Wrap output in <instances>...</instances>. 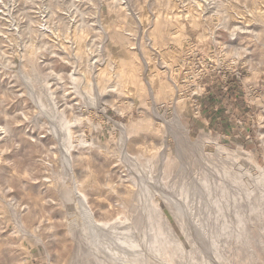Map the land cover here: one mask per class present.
Here are the masks:
<instances>
[{"label": "rangeland", "instance_id": "1", "mask_svg": "<svg viewBox=\"0 0 264 264\" xmlns=\"http://www.w3.org/2000/svg\"><path fill=\"white\" fill-rule=\"evenodd\" d=\"M140 1L144 0H132L134 12ZM252 1L237 0L238 6L244 8L241 7L242 13L236 14L234 8L222 5V0L201 1L212 30L200 37L201 26L184 22L188 37L205 43L202 65L189 72L201 75L183 82L181 78L174 80L172 73L161 69L160 79L171 81L172 78L177 88L169 93H158L155 108L166 118L174 111L180 114L191 141L205 132L206 140L211 139L203 143L206 154L214 155L219 148V157H232L234 163L253 169L256 165L264 166V14L262 18L253 17L260 8L248 9ZM260 1L264 4V0H259V4ZM112 4L114 0H0V264H68L77 246L73 239L75 231L66 227L65 207L60 197L65 180L68 183L69 169L63 166L57 138L52 136L47 116L37 103L35 106L23 75L32 78L36 93L44 101L46 94L54 92L51 95L55 98L56 111L71 123V171L75 172L94 210L101 198L115 215L123 211L121 197L131 199L133 195L132 175L118 157L121 131L117 123H135L127 133L131 150L152 157L167 136L168 157L175 156V137L167 135L163 122L153 115L152 101L147 94L141 96L119 90L113 86L112 78L99 90L95 87L98 82L88 76L96 75L90 68L91 57L96 55L100 60L119 53V41L112 32L116 17L111 12L117 14L121 6ZM105 16L112 19L107 28L109 45V41L102 43L105 31L97 23ZM130 16L127 15V19ZM77 34L89 42L83 47L88 55L78 54L81 59L74 63L72 55L64 53L59 45L62 42L68 51L77 50L78 44L73 41ZM29 44L36 47L33 54L29 53ZM180 44L169 43L168 49L178 51ZM142 49L151 59L164 62L150 47L143 45ZM84 57L89 61L83 62ZM111 63L113 72L115 63ZM78 72L88 74V78L84 81ZM86 91L100 95L96 105L87 104ZM175 97L183 99L178 101ZM194 104L198 105V111ZM146 116L152 124L151 131L138 127ZM164 211L174 230L184 239L179 220L167 207ZM9 214L13 216L10 218ZM15 223H20L22 229ZM261 259L264 260L263 254Z\"/></svg>", "mask_w": 264, "mask_h": 264}, {"label": "bare ground", "instance_id": "2", "mask_svg": "<svg viewBox=\"0 0 264 264\" xmlns=\"http://www.w3.org/2000/svg\"><path fill=\"white\" fill-rule=\"evenodd\" d=\"M201 1L203 0H144L140 1L137 11L134 12L132 0L121 2L114 0L115 4L112 5L121 6L117 14L111 12L116 17V22H113L116 27L112 32L119 41L117 47L119 53L116 57L108 56L100 60L96 55L91 57L90 68L92 73L96 72L95 76H90L91 73L83 75L78 72L84 81L87 75L93 77L98 82L95 87L99 90H103L112 78L113 86L119 90L129 94L139 93L141 96L147 94L152 101L153 115L163 122L167 135L175 137L176 148L173 158L168 157L167 136L163 139L162 146L156 150V154L148 157L142 151L131 150L128 145V129L135 123H117L121 131L117 146L118 157L124 163V168L127 167V173L130 172L132 175L130 183L134 191L131 199H128V196L121 197L124 201L123 211L115 212V215L113 209L110 210L101 198L96 204L97 210H94L86 191L76 180L75 172L71 171L72 140L70 142L69 136L72 127L69 120L56 111L55 98L51 95L54 92L46 94L47 99L44 101L36 93L38 91L32 78L25 76L26 74L22 76L35 100V106L38 104L37 107L44 116H47L52 136L58 141L63 166L69 169L68 183L66 184L65 180L60 197L65 207L66 227L75 231L73 239L77 246L70 255L68 264H264V260L261 259L262 254L264 255V166L256 165L252 169L234 163L232 157H219V148L214 155L206 154L202 146L205 145L203 144L205 141L209 142L211 139L206 140L205 132H200L191 141L185 125L180 120V114L174 111L166 118L155 108L158 93H169L177 88L172 79V82L169 78L161 80L159 71L175 54V50L168 49V44L173 43L177 46L189 36L184 22L189 21L191 25L201 26L200 37H205L212 30V27L208 26L207 11L202 8L205 5L202 6ZM204 3H207L206 0ZM222 5L234 8L235 14L242 13L243 6L239 7L237 0H222ZM258 6L260 10L252 14L254 18L263 17L264 4L261 1L259 4V0H253L251 8L248 7L253 11ZM224 13L227 14V11ZM127 15H131L129 19ZM108 17L101 19L97 17V23L105 31L102 43L109 41V45L111 42L107 28L110 27L112 19ZM105 19L107 22H104ZM227 27H230V23ZM77 35L73 40L78 44L77 50L68 51L62 42L59 45L64 49H62L64 53L72 55L74 63L80 61L81 57L78 54L84 53L83 47L89 43L84 36ZM133 38L135 40H132ZM32 40L31 42H34ZM143 45L154 50L158 58L164 59V62L159 63L158 60L151 59V55L142 49ZM35 48L29 44V53L33 54ZM89 60L84 57L83 62ZM111 62L115 63L113 72ZM38 76L40 75L37 74ZM76 84L74 82L75 87ZM85 86L88 87L87 84ZM87 91L84 94L87 104L96 105L100 95L97 92L90 95ZM175 99L178 100L176 97ZM181 99L183 98L180 97ZM139 126L148 131L153 129L148 116L144 122L138 124ZM238 152L242 153L241 150ZM192 155L195 157L192 158ZM164 207H167L181 223L180 226L177 225L181 227L184 239L174 230ZM12 214H9L10 218ZM15 224H19L22 229L20 223ZM253 240L261 243H253Z\"/></svg>", "mask_w": 264, "mask_h": 264}, {"label": "built area", "instance_id": "3", "mask_svg": "<svg viewBox=\"0 0 264 264\" xmlns=\"http://www.w3.org/2000/svg\"><path fill=\"white\" fill-rule=\"evenodd\" d=\"M119 1L121 2V0ZM204 51V41L187 37L186 39L181 41L178 51H175L174 59L166 65H163L162 69H165L166 71L172 73V78L174 80L181 78L183 82H187L190 80L189 78L191 76L194 77L198 74L201 75V73L199 72L195 74L189 72L195 67L202 65V56ZM194 107L197 111L199 110L197 104H194Z\"/></svg>", "mask_w": 264, "mask_h": 264}]
</instances>
